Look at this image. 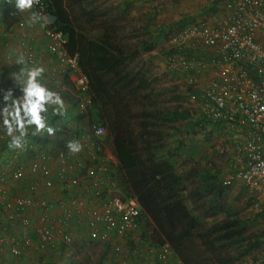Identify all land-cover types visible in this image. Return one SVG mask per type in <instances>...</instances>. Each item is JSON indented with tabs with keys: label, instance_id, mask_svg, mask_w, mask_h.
I'll list each match as a JSON object with an SVG mask.
<instances>
[{
	"label": "built area",
	"instance_id": "built-area-1",
	"mask_svg": "<svg viewBox=\"0 0 264 264\" xmlns=\"http://www.w3.org/2000/svg\"><path fill=\"white\" fill-rule=\"evenodd\" d=\"M214 3L218 5L210 17L189 23L173 35L172 44L179 48L167 62L171 69L190 72L188 85L194 90L190 95L199 102L202 121L233 146L223 184L228 188L240 185L248 191L252 207L264 223V0ZM37 14L46 23L43 34L48 40V53L58 60L63 71L76 73L75 87L80 94L77 102L85 111L90 101L88 97L82 99L87 96L88 84L78 70L77 58L68 55L63 34L51 28L55 19L42 9ZM185 47L202 53L181 55ZM21 55L28 66L38 65L30 49L25 48ZM210 70L217 72L215 77L201 87L199 76ZM195 75H199L198 79ZM4 91V79L0 77V95ZM79 134L70 140L81 144L79 152L39 151L25 143L11 156L0 158V255L22 258L26 244L30 245L28 235L32 234L38 237L39 249L71 246L74 241L68 229L73 217L78 227H86L91 241L106 243L116 238L119 243L129 240L135 231L141 209L136 198H125L120 193L109 163L102 159L105 129L96 127ZM224 152L230 155L227 148L222 149ZM53 153L58 157L52 159ZM53 160L56 166H51ZM25 181L26 187L34 182L36 187L41 184L43 191L39 193L32 187L29 195V190L23 189ZM19 182L22 185L16 190ZM52 188L63 189L62 195L57 191L58 197H51L48 193ZM66 195L75 201L73 205L58 203ZM121 248L114 252L117 264H182L173 260L175 254L168 244L155 248L141 241L132 248L131 262L121 256ZM142 250H146L145 254L140 253ZM246 263L264 264V256L257 255Z\"/></svg>",
	"mask_w": 264,
	"mask_h": 264
},
{
	"label": "trees",
	"instance_id": "trees-1",
	"mask_svg": "<svg viewBox=\"0 0 264 264\" xmlns=\"http://www.w3.org/2000/svg\"><path fill=\"white\" fill-rule=\"evenodd\" d=\"M77 2L80 3L79 13L72 5ZM41 9L46 16L55 19L51 28L65 37L68 55L76 56L78 70L88 84L87 96H83V99L80 96V99L86 100L88 97L90 103L85 111H81L77 102L78 90L75 91L76 95L75 92L69 94L61 91L63 98L68 99L65 112L56 115L49 109L47 114L50 126L57 128L55 134L49 136L42 132L32 137L30 131L26 143L35 148L37 144L40 148L44 145L42 149L38 148L39 151L65 152L68 149L67 143L74 135L104 127L107 137L112 140L118 162L116 166L108 164L112 169V176L118 183L120 193L125 198H136L141 209V216L136 219L137 227L129 240L123 241L124 246L117 243L116 238L106 243L91 241L89 238L79 242L108 246L114 261L112 264L118 262H115L114 254L117 247L128 246L134 249L141 244V240L137 242L133 234H140L143 243L155 248L168 244L175 254L173 260H180L182 264H233L235 258L227 257L222 247H234L246 242L245 226L239 227L241 223L238 220L228 219L207 226L206 219L195 214L196 208L183 195L181 176L175 172L171 160L158 155V151L164 147V127L173 120L189 118L188 114H172L169 110L160 111V108L148 109L144 106V100L154 106L152 91L146 92L151 86L148 70L131 65L137 55H127L130 51L124 48L118 38L115 20L107 12L102 13L94 6V2L40 0L37 4L34 2L29 11L37 13ZM14 15L16 18H12ZM21 16L22 13L15 7V0H0V30L4 39L14 32V25ZM184 28L185 25L180 26L176 33ZM93 29H96V34L92 32ZM155 42L156 40L143 45L145 50L152 51ZM190 51V55L198 52L185 47L181 48L180 54L188 56ZM175 53L177 52H168L167 55L171 58ZM55 61L61 68L58 60ZM63 72L71 76L76 74L70 70ZM142 93L146 94L141 96ZM2 133L4 135L5 130L0 129V135ZM176 133L174 131L173 135ZM5 139V136L0 138L1 145L6 142ZM4 149V145L0 146V158ZM50 156L52 159L58 157L54 153ZM54 165L53 160L51 166ZM195 174L203 183L196 192L197 196L207 192L221 197L229 189L220 176H214L209 170L201 168ZM69 197L64 196L58 203L73 205L75 201ZM218 208L221 209L218 204L216 208H212L215 210L214 215ZM210 215L213 214L207 212L206 216ZM76 219L72 218L68 230L78 227ZM31 237L38 246V237L35 234ZM45 249L51 252L48 264L60 263L64 259L62 256L70 255V249L66 245L54 248L48 246ZM6 256L0 255V259L4 261ZM9 256L13 258L11 254ZM124 259L133 261L130 256Z\"/></svg>",
	"mask_w": 264,
	"mask_h": 264
},
{
	"label": "rangeland",
	"instance_id": "rangeland-1",
	"mask_svg": "<svg viewBox=\"0 0 264 264\" xmlns=\"http://www.w3.org/2000/svg\"><path fill=\"white\" fill-rule=\"evenodd\" d=\"M84 1L87 3L94 2V6L98 7L102 13L107 12V14L112 16L116 23L114 27L117 26L118 28V38L121 40V44L125 49L130 51L127 55H137L131 65L136 68L148 70V78H151V86L146 92L152 91L151 100L154 106H152L151 103L148 104V100H144V106L148 109L160 108V111L169 110L172 114H188L189 118L173 120L164 127V147L158 151V155L160 157H168L171 160L175 172L181 176L180 187L183 189V195L186 197L187 202L192 203V207L196 208L195 214H199L201 218L204 217L207 226L225 219L238 220L241 223L239 227L245 226L246 231L244 236L246 237V242L234 247H222V251L227 257L235 258L233 264H247V259L257 255L264 256V223L255 213L248 191L244 190L240 185H236L225 190L221 197H215L207 192H202L200 196L196 195L199 186L203 184L201 178L195 174L196 171L204 168L212 172L214 176H220L221 179H223L224 173L227 172L231 165L230 152H232L233 146H231L230 141L225 138L223 139L222 135H220L215 128L206 125L202 121L199 102L198 100L192 99L190 95L191 91L194 92L192 87L188 85L189 77L191 76L190 72L180 69H171L167 62L170 58L167 53L177 51L179 48L178 45L172 44L173 35L176 34V30H178L180 26H186L188 23L199 21L201 18L210 17L215 8H217L218 4L214 3L216 0ZM72 5L79 13L80 3L77 2ZM210 6H212V11L208 10ZM21 13L22 16L19 22L14 25V32L6 39H4L2 30H0V50L2 49V52H0V72L2 67L5 66V63H12L13 59L16 61V59L12 57V54L8 55L5 53L10 45L11 47L13 45H16L15 47L19 46L21 51H24L25 48L32 49L27 43L22 44L21 42H17V40L22 38V36H19L20 31L26 30V33H31L32 35L37 33V36L42 39V27H44L46 23L40 18L38 20H33L32 12L29 10ZM15 16L16 15L12 16V18H16ZM20 24H24V27H20ZM92 32L96 34V29H93ZM15 35L16 37H14ZM160 35L161 37H159ZM15 39H17L16 42ZM7 40L8 42H6ZM155 40L156 42L152 51L145 50L143 45L149 44ZM187 45L188 44H185V46ZM192 51L195 52L196 50L192 49ZM10 52L12 51L10 50ZM198 52L194 53V55H200L202 53ZM190 54L191 51L188 56H193ZM216 73L215 70H210L201 73V76H199L200 74L195 75V79H198L199 76L198 83L201 87H204L207 84V79L209 81L210 78L215 77ZM14 74L15 71L5 76L4 90L12 88L15 91V95L18 97L21 93H18L19 87L13 82L12 77H14ZM58 78V81L54 79L57 83H55L56 86H52L51 89H55L59 92L64 91L69 94L76 91L75 83L63 85V78ZM202 79L203 81H201ZM3 94L1 96H3ZM145 94L146 93H142L141 96ZM0 102H2V104L4 103L3 97H0ZM49 109L52 110L51 108ZM140 109L142 110L143 108L140 106ZM0 129H3L1 123ZM174 131L177 132L175 135H173ZM102 141L104 143L102 159L116 166L118 162L112 148V140L108 138L106 134ZM46 146L48 147L49 145ZM36 147L42 149L44 145L40 148L37 144ZM224 148L229 150L230 155H228L227 152L221 153ZM25 183L26 181L24 182L23 189L29 190V195L31 193L30 188L32 187H35L39 193L43 191L41 184L36 187V183L34 182L31 186L26 187ZM21 185L22 184L19 182L15 185V189H19ZM61 190L63 189L52 188L48 194L55 198L58 197L55 196L57 191L62 195ZM24 195H26V191H24ZM13 200H15V198ZM217 204L221 209L219 210L218 208L217 214L214 215L215 210L212 208H216ZM59 210L60 212L63 211L61 209ZM207 212L213 215L206 216ZM28 217L31 218L29 215ZM35 224L36 222H33L31 225L34 226ZM68 232L70 240L74 241L73 244L69 246L70 255L62 256V259H64L60 263L57 262V264L114 263L111 257V248L108 246L79 242L80 240L88 238V230L85 226L72 228ZM30 234H32V231ZM132 236L137 238V242L140 240L143 241L140 234L138 236L133 234ZM28 237L31 246L26 244L27 250L24 251V256L22 258L18 260L13 259L7 253V259L5 257L3 258L5 259L4 261L0 259V264H48L51 260L49 256L51 252L45 248L39 249L33 242L32 237H30V235H28ZM258 242L259 245H256ZM119 243L123 246L125 245L122 240H119ZM145 251L146 250H142L140 253L145 254ZM52 252L56 254L55 251ZM131 252L132 248L128 246L121 248V256L123 258H128Z\"/></svg>",
	"mask_w": 264,
	"mask_h": 264
},
{
	"label": "clouds",
	"instance_id": "clouds-1",
	"mask_svg": "<svg viewBox=\"0 0 264 264\" xmlns=\"http://www.w3.org/2000/svg\"><path fill=\"white\" fill-rule=\"evenodd\" d=\"M34 2L35 0H15V7L18 11L24 12L31 10ZM32 19L38 20V14L33 12ZM15 64L20 68L12 78L18 85L21 95L17 97L15 91L8 88L3 94L4 103L0 105V123L9 138L7 141L9 149L23 148L30 131L32 136L42 132L54 135L57 128L50 126L48 110L51 108L56 115H62L65 111L61 95L44 83L43 66H28V61L22 55L16 57ZM81 147L79 142L67 143V148L72 152H79Z\"/></svg>",
	"mask_w": 264,
	"mask_h": 264
},
{
	"label": "crops",
	"instance_id": "crops-1",
	"mask_svg": "<svg viewBox=\"0 0 264 264\" xmlns=\"http://www.w3.org/2000/svg\"><path fill=\"white\" fill-rule=\"evenodd\" d=\"M208 10L212 11V6H210ZM19 36H22V38L20 40L15 39V42L17 40V42H21L22 44L27 43L28 46L32 48L31 50L33 51V54L37 58L38 66H43L45 68L44 83H46L49 88H52V86H56L55 83L57 82L54 81V79L58 81L59 80L58 77L63 78L62 80L63 85L75 83V76L65 74V72L61 70L58 63L55 61L54 57H52L48 53L47 51L48 40L44 36L43 31L41 33L42 39L39 38V36H37V33L32 35L31 33L30 34L26 33V30L20 31ZM14 37H16V35ZM15 46L16 45H13L11 47L10 45V47L6 49L5 53L8 55L12 54V57L16 59V57L22 54V51L20 50L19 46L17 47ZM10 50L12 52H10ZM0 52H2V49L0 50ZM19 68L20 66L16 65L15 60L13 59L12 63L11 62L5 63V66L2 67L1 69L0 76H4L3 79H6L5 76L12 74V72L14 71L17 73L19 71ZM201 81H203V79ZM207 83H208V79H207ZM0 97H3V96L0 95ZM63 100H64V108H65L68 102V99L64 97ZM2 130H4V128ZM4 136L6 138L5 139L6 142L2 143L5 146L3 157H9L11 156L14 149H9L7 147V141L9 138L6 136V133H4V135L2 133L1 137H4ZM3 145L0 144V146H3ZM12 195H15V193H13Z\"/></svg>",
	"mask_w": 264,
	"mask_h": 264
}]
</instances>
